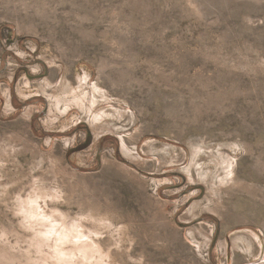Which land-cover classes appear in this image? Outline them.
Instances as JSON below:
<instances>
[{"label":"rangeland","instance_id":"374dc122","mask_svg":"<svg viewBox=\"0 0 264 264\" xmlns=\"http://www.w3.org/2000/svg\"><path fill=\"white\" fill-rule=\"evenodd\" d=\"M57 225L93 264H264V0H0V264Z\"/></svg>","mask_w":264,"mask_h":264},{"label":"bare ground","instance_id":"6f19581e","mask_svg":"<svg viewBox=\"0 0 264 264\" xmlns=\"http://www.w3.org/2000/svg\"><path fill=\"white\" fill-rule=\"evenodd\" d=\"M31 202L33 201L29 200L28 203L30 204ZM36 206L41 208L37 203ZM36 206L31 203L29 206L24 208L27 219L35 218L37 217V214L44 212L43 209H36ZM43 217H46L45 213L43 214ZM42 225L49 226V224ZM59 227L60 229H58ZM52 230L54 231L52 232L53 234H51ZM69 230L62 225H57V227L52 226L51 228L46 227L43 236L38 238V242L41 244L46 243L50 245L51 243H49V241H53L52 245L55 256H53L54 261L52 264H78L81 261H90V264L96 263V261H93L92 259H99L93 253L94 249L91 247L92 244H90L87 239H85L86 241L83 240V237H87L85 233L79 232V234H74ZM42 231L43 230L40 232ZM69 238L72 239V241H70Z\"/></svg>","mask_w":264,"mask_h":264}]
</instances>
